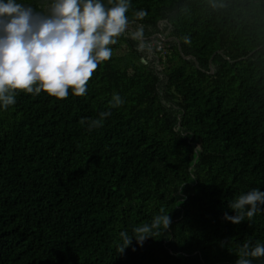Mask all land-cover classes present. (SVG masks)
Listing matches in <instances>:
<instances>
[{"label": "trees", "instance_id": "obj_1", "mask_svg": "<svg viewBox=\"0 0 264 264\" xmlns=\"http://www.w3.org/2000/svg\"><path fill=\"white\" fill-rule=\"evenodd\" d=\"M129 3L86 94L0 104V264H236L244 243L264 245V205L225 218L264 192V0ZM158 215L169 228L138 243Z\"/></svg>", "mask_w": 264, "mask_h": 264}, {"label": "clouds", "instance_id": "obj_2", "mask_svg": "<svg viewBox=\"0 0 264 264\" xmlns=\"http://www.w3.org/2000/svg\"><path fill=\"white\" fill-rule=\"evenodd\" d=\"M129 7V0H118L110 8L101 0H51L44 11L38 12L17 0H0V104L5 108L14 104L17 91L37 95L43 91L58 100L67 99L69 89L76 96L86 94L87 83L98 66L112 56L109 45L129 27ZM146 15L143 10L135 13L138 19ZM131 35L141 41L138 50H142L143 29ZM113 100V107L123 103L118 94ZM110 114L102 113L101 118ZM99 126L101 121H93L90 130ZM258 205H264V192L254 189L229 202L237 215L225 214V218L234 224L246 217L251 220ZM170 224L169 215H158L150 226L135 228L134 236L142 244L149 236L155 237L153 229L161 225L168 229ZM121 236L124 247L119 251L123 253L132 237L126 233ZM248 257H264V245L250 248L244 243L236 264H252Z\"/></svg>", "mask_w": 264, "mask_h": 264}, {"label": "built area", "instance_id": "obj_3", "mask_svg": "<svg viewBox=\"0 0 264 264\" xmlns=\"http://www.w3.org/2000/svg\"><path fill=\"white\" fill-rule=\"evenodd\" d=\"M149 46H152V45H154V41L153 42H150L149 44H148ZM163 45H164V43L163 42H159V44H158V49H163Z\"/></svg>", "mask_w": 264, "mask_h": 264}]
</instances>
